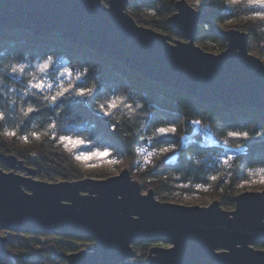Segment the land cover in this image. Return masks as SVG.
Returning <instances> with one entry per match:
<instances>
[{
  "label": "trees",
  "instance_id": "1",
  "mask_svg": "<svg viewBox=\"0 0 264 264\" xmlns=\"http://www.w3.org/2000/svg\"><path fill=\"white\" fill-rule=\"evenodd\" d=\"M175 3L129 0L128 12L138 25L172 39L177 35L167 20L176 12ZM202 9L205 17L198 23L199 47L206 52L225 50L218 32L219 26L229 23L248 34L250 53L264 62L263 2L208 0ZM48 57L53 58L51 66L41 71ZM17 65L26 66L22 74L12 73ZM65 69L71 76L64 74ZM85 69L87 75H82ZM37 80L53 87L39 92L31 87ZM61 85L77 89L96 86L97 90L86 97L87 103L57 101V106L45 97L54 95ZM118 97L124 102L111 116L98 111L99 104L107 106ZM29 106L37 111L25 116ZM0 112L4 113L0 151L34 169L41 181L101 180L111 177V169L126 167L143 190H154L161 202L174 199V203L185 205L189 203L184 198L200 195L220 202L225 210L235 207L237 195L264 189V135H257L264 133L263 110L202 104L191 95L148 80L115 59L59 36L0 29ZM52 124L54 129L49 127ZM170 124L177 128L175 134L157 132ZM229 132H247L249 138L232 137ZM65 136L84 143L73 147L61 141ZM207 138L216 145H205ZM96 152L109 155L84 158ZM87 165L93 168L88 170ZM73 242L91 241L65 234L14 236L7 245L10 256L0 255V264H67L54 251L75 253L80 246ZM37 245H42L44 259L29 254ZM153 247L149 243L134 245L135 260L146 262ZM257 248L264 249V244Z\"/></svg>",
  "mask_w": 264,
  "mask_h": 264
},
{
  "label": "water",
  "instance_id": "2",
  "mask_svg": "<svg viewBox=\"0 0 264 264\" xmlns=\"http://www.w3.org/2000/svg\"><path fill=\"white\" fill-rule=\"evenodd\" d=\"M129 0H0V29L60 38L112 58L144 78L205 105L264 111V62L249 52L247 33L219 31L226 44L213 54L196 43L205 13L185 0L167 24L185 41L140 26ZM0 232L72 235L90 250L54 254L67 264H264V190L234 198V210L161 202L124 169L107 179L49 183L14 155L0 151ZM25 172L26 175L20 174ZM0 236V255L9 257ZM149 243L147 261L134 245ZM166 245L163 248L157 245Z\"/></svg>",
  "mask_w": 264,
  "mask_h": 264
},
{
  "label": "snow or ice",
  "instance_id": "3",
  "mask_svg": "<svg viewBox=\"0 0 264 264\" xmlns=\"http://www.w3.org/2000/svg\"><path fill=\"white\" fill-rule=\"evenodd\" d=\"M52 60H53L52 57H48L46 61L40 66V70L41 71L47 70L51 66ZM25 67H26L25 65H17L16 67L12 68V73L19 72L20 74H22L24 72ZM64 74L71 76V71L65 69ZM82 75H87V69H85V72ZM31 87L38 90L39 92H43L45 88L51 89L53 85L46 84L43 80H37L35 82H31ZM96 90H97L96 86H93L92 88L80 87L77 89L76 86L74 85L69 87H63L61 85L59 91H57L54 95L46 96L45 98L49 100L50 103L52 104H57V101H59V104H63L66 101L83 104L88 102L86 97L93 96L96 93ZM73 97H76V99H73ZM123 102H124L123 97H118L108 102L107 106L101 103L98 105V111L104 116H111L112 111L117 109ZM59 104H57V106H59ZM34 111H37V109L32 106H29L24 112V114L25 116H27ZM3 118H4V113L0 112V119ZM195 123L199 124L200 121H195ZM49 127L54 129L55 125L52 124ZM157 132L160 135L167 136L169 134H175L177 132V128L175 127L174 124H170L167 127H161L157 129ZM9 135H15V132H10ZM228 135L244 140H247L249 138L247 132H243V133L229 132ZM257 135L258 136L264 135V133H257ZM26 139L27 137H25V140ZM61 141L62 142L66 141L68 144H71L73 147L82 145L84 143V141L80 138H73L67 136L61 137ZM170 147H174V146H170ZM168 150L169 148L164 149V151H168ZM107 155H109L108 152H104V153L96 152L90 155H86L84 158L88 159L91 158L92 156H107Z\"/></svg>",
  "mask_w": 264,
  "mask_h": 264
},
{
  "label": "rangeland",
  "instance_id": "4",
  "mask_svg": "<svg viewBox=\"0 0 264 264\" xmlns=\"http://www.w3.org/2000/svg\"><path fill=\"white\" fill-rule=\"evenodd\" d=\"M176 2L177 1H180V0H175ZM191 7H193L195 10H197V11H200V12H203V9H202V7H203V4L205 3V2H207L208 0H185ZM232 2H239L240 0H231ZM253 1H258V2H263L264 3V0H253ZM102 3H103V5L105 6V7H108L109 6V0H102ZM231 26L232 25H230L229 23L228 24H225V25H221V26H219V31H227V30H231V29H237V28H231ZM238 30V29H237ZM263 32H264V27H263ZM177 40H181V41H185V40H183L181 37H179V36H176V37H174V38H170V42L171 43H175V41H177ZM224 51V50H223ZM250 52V51H249ZM210 53H213V54H219L220 52H216V51H212V52H210ZM252 54V53H251ZM252 55H254V56H257L256 54H252ZM258 57V56H257ZM2 152V151H1ZM149 160H150V158H149ZM144 163H146V161H144ZM26 165V164H25ZM29 167V166H28ZM3 168V167H2ZM86 168L88 169V170H91L92 168H93V166L92 165H87L86 166ZM4 169L8 172L9 170H7L5 167H4ZM124 169H127L126 167H124V168H122L121 170H118V169H111L110 170V173H112V175H111V177H113V176H117V175H119ZM20 174H22V175H26V173L25 172H20ZM133 177V176H132ZM36 178V177H35ZM87 178H89V177H87ZM37 179V178H36ZM134 179V178H133ZM39 180V179H38ZM137 181V180H136ZM59 181H56V182H49V183H58ZM60 182H63V181H60ZM143 189V188H142ZM264 190V189H263ZM263 190H258V191H263ZM148 191H144L143 190V193H147ZM157 198V197H156ZM158 200H159V198H157ZM185 200V202H187V203H189V204H185L186 206H201V207H205V206H209L212 202H214V201H212V200H210V199H208V198H202V196H200V195H197V196H194V197H192V198H184ZM175 201H174V199H173V201H170L169 203H174ZM228 211H232V210H234V208H231V209H227ZM0 234H2V233H0ZM11 236H15V237H17V236H19V235H21L20 233H13V232H11ZM4 237H6V236H8L9 237V235H10V233L8 234H6V233H4V234H2ZM12 237V238H13ZM11 238V239H12ZM43 240V239H42ZM73 244H76L77 246H80V248H79V250L77 251V252H79V251H81V250H84V251H88V250H90L89 248H92L93 246H94V242H82V243H80V242H73ZM157 246H160V247H163V248H167L168 246H166V245H163V244H160V245H157ZM257 248V247H256ZM257 249H261V248H257ZM261 250H264V249H261ZM40 251H42V245L41 246H39V245H37L35 248H34V250L32 251V252H30L29 254L32 256V257H36V256H41L43 259L45 258L44 257V255L42 256V254H40ZM134 262H138V261H136L135 260V258H134ZM140 263H143V262H140Z\"/></svg>",
  "mask_w": 264,
  "mask_h": 264
},
{
  "label": "built area",
  "instance_id": "5",
  "mask_svg": "<svg viewBox=\"0 0 264 264\" xmlns=\"http://www.w3.org/2000/svg\"><path fill=\"white\" fill-rule=\"evenodd\" d=\"M204 144L205 145H216L210 138H207V139H205V141H204ZM0 233H2V234H4V233H10V235H9V237L8 236H6V238L9 240V239H11L13 236H11L12 234H11V232H9V231H2V232H0ZM2 234H0V236L1 237H4ZM12 260H13V262L14 263H16V260L14 259V258H12Z\"/></svg>",
  "mask_w": 264,
  "mask_h": 264
},
{
  "label": "bare ground",
  "instance_id": "6",
  "mask_svg": "<svg viewBox=\"0 0 264 264\" xmlns=\"http://www.w3.org/2000/svg\"><path fill=\"white\" fill-rule=\"evenodd\" d=\"M154 245V244H153Z\"/></svg>",
  "mask_w": 264,
  "mask_h": 264
}]
</instances>
